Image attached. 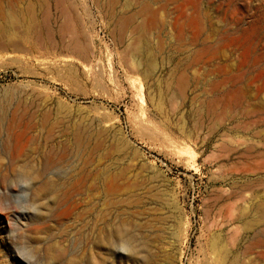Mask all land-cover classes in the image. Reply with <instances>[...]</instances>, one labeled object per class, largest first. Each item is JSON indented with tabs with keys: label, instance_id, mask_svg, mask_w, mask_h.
<instances>
[{
	"label": "rangeland",
	"instance_id": "1",
	"mask_svg": "<svg viewBox=\"0 0 264 264\" xmlns=\"http://www.w3.org/2000/svg\"><path fill=\"white\" fill-rule=\"evenodd\" d=\"M2 2L0 264H264V0Z\"/></svg>",
	"mask_w": 264,
	"mask_h": 264
},
{
	"label": "bare ground",
	"instance_id": "2",
	"mask_svg": "<svg viewBox=\"0 0 264 264\" xmlns=\"http://www.w3.org/2000/svg\"><path fill=\"white\" fill-rule=\"evenodd\" d=\"M49 1V0H48ZM2 3L4 4V2H2V0H0V15L1 16H5V18H6V16L8 15L7 13H6V11L3 9V5H2ZM34 4V3H33ZM48 4V3H47ZM13 5V4H12ZM31 5V4H30ZM49 5V4H48ZM50 6V5H49ZM13 7V6H12ZM30 7V6H29ZM32 7V6H31ZM46 10L47 11H49V9H48V7L46 8ZM45 10V11H46ZM47 13V12H46ZM48 14V13H47ZM48 15H51V12H49V14ZM48 15H45V17H43V19L41 20V21H35V22H33V24L31 23L30 25H28L29 27H28V30L29 31H33V33L35 34V35H39V34H41V32H45V33H47V34H50L52 31H53V29H52V18L51 17H49ZM8 17H9V15H8ZM35 17V16H34ZM7 19V18H6ZM8 20V19H7ZM54 20H55V18H54ZM1 22V21H0ZM6 22V21H5ZM2 25H3V22H2ZM5 26H3L4 28H8L9 26H10V24L8 23V22H6V24H4ZM52 26V27H51ZM58 29V28H57ZM60 32L63 30V26L61 25L60 26ZM64 105V104H63ZM60 108V107H59ZM15 112V111H14ZM32 115V114H31ZM46 115V114H45ZM48 116V115H47ZM21 117V116H20ZM49 118V117H48ZM30 121V120H29ZM43 121V120H42ZM27 125V124H26ZM53 125V124H52ZM28 129V128H27ZM69 133V132H68ZM75 136H77V135H75ZM45 138V137H44ZM76 138V137H75ZM80 138V137H79ZM76 142V141H75ZM95 145V144H94ZM36 146V145H35ZM87 146V145H86ZM97 146V145H96ZM67 148V147H66ZM77 152V151H76ZM89 155V154H88ZM99 155V154H98ZM92 160V159H91ZM119 162H121V161H119ZM88 163V162H87ZM83 164V163H82ZM100 164V163H99ZM107 164V163H106ZM94 168V167H93ZM256 171V170H255ZM258 171V170H257ZM253 172H254V170H253ZM252 172V173H253ZM97 175V174H96ZM93 182V181H92ZM261 187V186H260ZM259 187V188H260ZM109 188V187H108ZM246 188H248V189H253L252 187H251V185L250 184H246ZM124 190V189H123ZM105 201V200H104ZM237 202V201H236ZM102 203V202H101ZM231 204V203H230ZM235 205V204H234ZM262 205V204H261ZM107 207V206H106ZM259 208H261V207H259ZM258 208V209H259ZM130 212V211H129ZM233 213H234V211H233ZM235 216V215H234ZM242 216V215H241ZM109 217V216H108ZM251 222H253V221H251ZM260 222V221H259ZM262 222V221H261ZM257 224V223H256ZM238 233H239V231H238ZM235 237V236H234ZM131 249V248H130ZM243 252V251H242ZM132 253V252H131ZM130 252H128L127 254H131ZM244 253V252H243ZM235 256V255H234ZM236 257V256H235ZM233 258L231 261H230V263L229 264H239V261L237 260V258ZM244 262V261H243ZM244 264H245V262H244Z\"/></svg>",
	"mask_w": 264,
	"mask_h": 264
}]
</instances>
